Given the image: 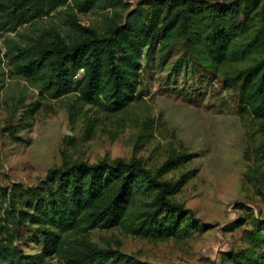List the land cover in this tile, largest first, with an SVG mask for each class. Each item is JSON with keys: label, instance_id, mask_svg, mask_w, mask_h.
<instances>
[{"label": "trees", "instance_id": "trees-1", "mask_svg": "<svg viewBox=\"0 0 264 264\" xmlns=\"http://www.w3.org/2000/svg\"><path fill=\"white\" fill-rule=\"evenodd\" d=\"M129 2L0 0V32L16 37L4 40L3 58L10 73L29 80L51 99L77 92L85 104L118 113L144 96L140 76L151 55L179 47L172 73L182 68L185 76L188 70L192 75L207 68L214 74L224 65L235 66L223 82L240 97L237 107L242 113L264 121V0H143L124 16L117 13L126 11ZM107 9L115 14L103 15L101 30L82 25L76 14ZM47 17L58 22L38 31L36 23ZM170 164L167 160L152 172L132 158L69 163L49 170L37 186L21 191L29 211L17 210L19 201L12 198L13 213L7 216L15 226L14 236L0 242V264H41L42 255H26L10 242L28 217L30 224L47 222L68 238L97 228H118L141 238L166 240L196 228L188 223L191 211L172 199L185 175L175 182L161 177ZM240 225L235 221L225 230ZM250 226L242 230L244 250L227 255L232 264H264V219H254ZM54 238L59 241L56 234L50 239ZM59 246L57 254L65 264L130 260L85 240Z\"/></svg>", "mask_w": 264, "mask_h": 264}, {"label": "rangeland", "instance_id": "rangeland-1", "mask_svg": "<svg viewBox=\"0 0 264 264\" xmlns=\"http://www.w3.org/2000/svg\"><path fill=\"white\" fill-rule=\"evenodd\" d=\"M140 1L130 0L126 11L117 13L124 16ZM76 14L82 25L101 30L103 15L115 11ZM54 22L57 18L47 17L35 26L41 31ZM9 37L16 38L0 32V242L14 236L7 216L13 213L12 198L19 201L17 210L29 211L21 191L37 186L53 168L135 158L156 172L169 160L161 177L174 182L186 177L172 197L192 213L188 223L196 228L185 234L150 240L97 228L68 238L47 222L30 224L28 217L10 242L26 255H42L41 264H65L59 245L74 246L76 239L118 251L130 264H232L228 253L245 248L242 230L264 219V121L242 113L240 97L223 82L236 67L224 65L214 74L207 68L192 75L188 70L184 76L182 68L172 73L179 47L156 51L140 76L144 96L121 112L108 113L82 102L77 92L51 99L29 80L12 75L3 58ZM235 221L240 228L226 231ZM55 234L59 241L50 239Z\"/></svg>", "mask_w": 264, "mask_h": 264}]
</instances>
